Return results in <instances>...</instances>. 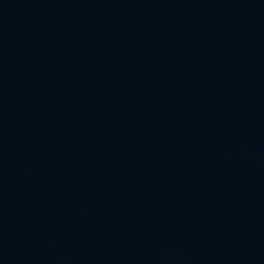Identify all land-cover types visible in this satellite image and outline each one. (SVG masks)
I'll return each mask as SVG.
<instances>
[{"label":"water","instance_id":"1","mask_svg":"<svg viewBox=\"0 0 264 264\" xmlns=\"http://www.w3.org/2000/svg\"><path fill=\"white\" fill-rule=\"evenodd\" d=\"M0 264H264V0H0Z\"/></svg>","mask_w":264,"mask_h":264}]
</instances>
